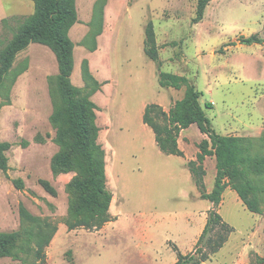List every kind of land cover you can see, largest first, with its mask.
<instances>
[{"label": "rangeland", "instance_id": "374dc122", "mask_svg": "<svg viewBox=\"0 0 264 264\" xmlns=\"http://www.w3.org/2000/svg\"><path fill=\"white\" fill-rule=\"evenodd\" d=\"M195 6V0H75L70 82L90 95L93 85L82 74L86 62L98 83L89 97L112 192L111 221L98 229L67 228L78 196L70 189L76 172L53 169L59 151L49 120L59 99L56 57L39 43L16 55L12 69L26 68L0 88V142L11 144L4 152L7 169H0V233L14 235L0 264H173L177 251L193 249L212 205L201 198L187 162L196 160L206 137L191 124L178 136L183 156L166 155L143 123L146 105L167 112L186 88L159 86L157 62L143 52L148 21L160 71L185 76L200 92L212 129L250 138L252 154L263 160L250 173L260 187L261 213L248 211L227 185L217 211L231 230L200 264H264V41L242 43L250 36L264 39V0H209L201 20L192 23ZM33 11L32 0H0V49ZM201 166L203 191L210 192L215 163L204 158Z\"/></svg>", "mask_w": 264, "mask_h": 264}, {"label": "trees", "instance_id": "16d2710c", "mask_svg": "<svg viewBox=\"0 0 264 264\" xmlns=\"http://www.w3.org/2000/svg\"><path fill=\"white\" fill-rule=\"evenodd\" d=\"M33 13L26 17L13 37L0 49V88L7 79L12 81L22 72L26 65L18 70L12 69L16 55L30 43L47 46L54 53L58 74L56 76L57 100L50 115V122L56 128L55 142L59 151L54 160L55 171H74L76 176L70 183V189L77 196L72 201L70 217L67 222L69 230L77 227L100 228L111 221L109 214L112 192L107 187L105 171V152L98 142L99 127L96 124V105L90 95L98 87V83L88 72L87 63L83 64V78L93 85L87 96L70 82L74 67L73 42L68 33L77 20L75 0H32ZM195 15L192 23L201 20L209 0H195ZM264 41L256 36L242 38V43L252 44ZM143 52L151 60L157 62L158 84L160 87L180 89L186 86L183 96L176 100L166 112L159 104L145 106L142 121L149 126L159 150L166 155L183 156L178 146L179 133L191 124H196L199 131L207 138L200 141L196 160L187 162L194 184L200 190V196L208 200L212 207L208 210L205 225L193 249L187 253L177 251L173 264H200L209 259V255L217 252L227 240L230 226L223 221L217 211L222 200V193L228 185L236 192L239 199L252 213H261L260 187L251 178L262 159L252 154L253 143L250 138L216 133L206 117L200 104V92L189 85L185 76L160 71L159 50L156 44L154 27L148 21L144 27ZM205 107L211 103L205 102ZM9 143L0 142V169H7V158L4 152L10 148ZM206 156L215 158L216 174L210 192L203 191L201 166ZM197 161V163H196ZM41 185L49 192L53 189L45 180ZM218 230L213 240L209 234ZM52 235L44 237L43 244L49 242ZM14 235L0 233V252L8 248ZM41 241L36 250L41 254ZM43 248V247H42Z\"/></svg>", "mask_w": 264, "mask_h": 264}, {"label": "crops", "instance_id": "0c3cea01", "mask_svg": "<svg viewBox=\"0 0 264 264\" xmlns=\"http://www.w3.org/2000/svg\"><path fill=\"white\" fill-rule=\"evenodd\" d=\"M158 46V45H157ZM158 49H159V47H158ZM201 135H202V137L204 138V137H206L207 138V136L205 135V134H202L201 133ZM211 158L212 159V161H213V163H215V158L213 157V156H206L205 158ZM215 170V173L214 174H216V168L214 169ZM212 205V204H211Z\"/></svg>", "mask_w": 264, "mask_h": 264}]
</instances>
